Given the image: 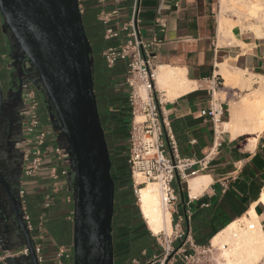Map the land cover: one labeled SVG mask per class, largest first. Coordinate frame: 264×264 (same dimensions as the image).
Returning <instances> with one entry per match:
<instances>
[{
	"label": "crops",
	"instance_id": "crops-1",
	"mask_svg": "<svg viewBox=\"0 0 264 264\" xmlns=\"http://www.w3.org/2000/svg\"><path fill=\"white\" fill-rule=\"evenodd\" d=\"M129 4L130 0L79 1L84 26L87 29L94 23L102 26L100 35L96 38L91 36L90 39L92 44L96 41V60L101 62L110 76L109 88L113 94L110 110L114 112L116 123H121L119 130L115 131L125 136L112 146L114 154L127 153L125 127L128 126V111L126 87L123 85L126 66L123 61H119L112 68L106 67L102 50L118 40L103 39L105 24L98 20L97 14L102 8L106 10L119 8V15L111 25L120 31V37L125 38L124 22L129 16ZM159 17L166 23L163 31L155 30L153 25L154 19ZM218 19V0H141L138 14L140 31L144 37L154 33L159 39L154 51L155 65L157 67L169 65L182 69L186 78L194 85L190 90L171 98L156 85L160 91L162 108L169 119L178 145L179 156L199 160L207 154L213 143V124L210 117L203 115L202 111L209 107L211 90H214V95L223 103L221 145L212 155L208 167L198 173L210 177L208 185L201 193L190 196L187 190L188 179L176 178L173 183L177 202L171 217L176 220L177 216H184L182 227L189 231L192 240L199 231L205 229V234H208L212 229L210 224L206 228L198 229V226L201 221H209L211 216L209 213L215 208L219 209L222 220L232 222L245 216L253 207L260 217L264 232V203L261 202V196L264 194V128L261 131H244L236 135L225 129V124L231 120V104L240 103V98L244 95H241L237 87L235 89L225 85L219 72L220 63H226L229 68L242 70L247 75L264 76V36L256 37L249 31L234 26L231 29L232 37H223L218 31ZM98 42L100 46L97 47ZM9 62V45L2 31L0 15V81L3 83L9 77ZM31 88L34 89L38 102L40 125L48 133V143L37 173L21 176L19 191L21 210L29 216L31 229L28 230L31 237L37 231L40 221L43 222V253L48 264H55V253L60 247L68 253L60 264H73V199L68 185V175L60 176L57 189L54 191L51 189L47 172L56 164L51 146L57 144V135L52 130L42 95L36 93L34 87ZM243 120L244 125H249L248 120ZM119 149L120 151H116ZM56 165L59 170L64 166L61 163ZM113 176L117 178L120 174L113 171ZM126 182L119 180V188L115 189L114 195L112 217L114 264H130L132 259L143 261L146 255L150 257L156 253L148 230L130 208L133 206L132 199L124 196L128 190L122 187V184ZM44 192H49L52 196L49 209H45L42 204ZM15 235L14 243L22 242L19 234ZM210 239L208 244L204 245L195 244L194 241L193 243L208 246L211 245ZM21 247L9 249L0 245V254ZM127 256L128 263L124 261ZM0 264L5 263L3 261Z\"/></svg>",
	"mask_w": 264,
	"mask_h": 264
},
{
	"label": "water",
	"instance_id": "water-1",
	"mask_svg": "<svg viewBox=\"0 0 264 264\" xmlns=\"http://www.w3.org/2000/svg\"><path fill=\"white\" fill-rule=\"evenodd\" d=\"M0 15L10 60L8 80L0 81V122L8 104L22 101L25 88L40 92L70 169L73 264H114L115 185L94 91L93 50L79 1L0 0ZM2 179L7 196L2 198L0 191V245L28 248V255L4 263L39 264L21 202L9 194ZM16 233L22 239L18 244L13 241Z\"/></svg>",
	"mask_w": 264,
	"mask_h": 264
},
{
	"label": "built area",
	"instance_id": "built-area-1",
	"mask_svg": "<svg viewBox=\"0 0 264 264\" xmlns=\"http://www.w3.org/2000/svg\"><path fill=\"white\" fill-rule=\"evenodd\" d=\"M80 1V0H78ZM141 0H130L129 16L124 22L125 38L120 37V31L114 29L112 21L118 17L119 8L100 9L97 14L99 21L105 24L103 39L118 41L102 50V58L107 68H112L117 62L123 61L126 66V77L123 85L126 87V107L128 111L127 153L126 164L128 179L135 196L140 186L152 182L157 184L163 204L168 205L171 212L177 202V194L173 183L176 178L187 180L205 170L217 149L221 145L222 121L224 113L223 103L211 98L207 110L202 114L208 115L213 124V143L207 154L199 160L181 157L178 154V145L171 130L170 122L162 108L160 91L156 88L154 63L155 47L159 39L152 33L144 37L139 27L138 14ZM80 8V7H79ZM155 30L163 31L165 20L161 17L153 21ZM26 67L29 62L25 60ZM23 139L20 143L22 150V174L31 176L39 170L48 143V133L40 125L38 117V102L33 88H25L22 93ZM56 164L64 166L59 170L57 165L48 169L47 177L51 182V189L58 187L60 176H67L70 169L67 155L56 143L51 146ZM224 191L225 186H222ZM52 196L49 192L42 195V204L49 209ZM23 220L28 229H31L29 216L25 211ZM184 216L171 217V233L160 232L153 234L158 249L156 253L145 261L132 259L130 264H217L214 259V248L211 245L199 246L193 243L189 231L182 227ZM163 238V243L159 237ZM44 230L43 222L37 226L32 236L33 248L39 264H48L43 253ZM28 255V248H21L0 254V262L6 258H15ZM68 253L60 247L55 253V264H60ZM253 264H264V255Z\"/></svg>",
	"mask_w": 264,
	"mask_h": 264
},
{
	"label": "bare ground",
	"instance_id": "bare-ground-1",
	"mask_svg": "<svg viewBox=\"0 0 264 264\" xmlns=\"http://www.w3.org/2000/svg\"><path fill=\"white\" fill-rule=\"evenodd\" d=\"M218 1L221 8L218 31L221 36L232 37L231 29L234 26L249 30L256 37L264 36V0ZM226 12H232L235 18L226 17ZM219 72L225 85L235 89L237 87L243 94L259 95L254 100L244 99L247 98L245 95L241 99L242 102L232 103L231 120L225 124V129L230 130L233 135L244 131H261L264 128V76L247 75L242 70L229 68L226 63H220ZM155 80L158 89L165 91L170 97L177 96L194 86L182 69L169 65L157 67ZM214 98H217V95H214ZM243 119L248 120L249 125H244ZM209 181L210 177L205 174L190 177L187 181L188 194L196 196L201 193ZM156 185L151 182L140 186L136 196L137 203L147 228L153 234L169 233L172 230L171 210L168 205L163 204ZM261 202L264 203V194L261 196ZM240 223H245V227ZM210 244L213 248L219 245L223 248L225 264H251L264 255V232L260 217L251 207L245 216L233 220L218 231L210 239Z\"/></svg>",
	"mask_w": 264,
	"mask_h": 264
},
{
	"label": "trees",
	"instance_id": "trees-1",
	"mask_svg": "<svg viewBox=\"0 0 264 264\" xmlns=\"http://www.w3.org/2000/svg\"><path fill=\"white\" fill-rule=\"evenodd\" d=\"M86 34L89 38L90 44L92 45L93 48V55H94V60H95V67H96V73L98 76H96V79H94V91L96 94V100H97V107H98V112H99V117L100 121L102 124V127L104 129L105 133V139L108 145L109 149V154H110V161H111V176L114 180V185L115 189L119 188V180H125L129 182L128 179V171H127V166L126 165V154H121L117 153L114 154L112 153V146L120 142L125 136L118 134L117 131L119 130V124L121 123H116V120L114 118V112L110 110V107L112 105V98L113 94L110 91L109 84H110V76L106 70V68L101 64L99 60H96L95 52H96V41L94 44L91 43V36H94L95 38L98 37L102 31V26L98 23H94L90 29H87L85 27ZM100 46V43L98 42L97 47ZM94 76H95V69H94ZM128 122V121H127ZM127 127H125L126 130ZM124 130V131H125ZM116 151H120L116 150ZM118 169V170H117ZM113 171L115 174H120V177L115 178L113 176ZM128 183H123L122 187H125L128 191L130 188H128ZM127 193H124V196L126 198L129 197ZM209 221H201L202 223L199 224V228H206L210 225H212V229L209 231L208 234H205V229L202 231H199V234H195L193 236V241L195 244H208L210 237H212L215 233H217L219 230H221L223 227H225L230 220H222L220 216V212L218 208L213 209ZM206 216H208L206 214ZM205 234V235H204Z\"/></svg>",
	"mask_w": 264,
	"mask_h": 264
},
{
	"label": "flooded vegetation",
	"instance_id": "flooded-vegetation-1",
	"mask_svg": "<svg viewBox=\"0 0 264 264\" xmlns=\"http://www.w3.org/2000/svg\"><path fill=\"white\" fill-rule=\"evenodd\" d=\"M95 65L94 61V79L98 76ZM36 93L39 94L40 92L36 90ZM22 109V101L19 103L11 102L3 110V116L0 122V191L2 198L6 199L7 195L2 188L1 182V178H3L2 180H4L9 194L16 196L18 201L23 160L20 147V143L23 139ZM130 208L133 210L134 206H131ZM20 212L23 218L21 206ZM12 220L13 219H11V222H13Z\"/></svg>",
	"mask_w": 264,
	"mask_h": 264
},
{
	"label": "rangeland",
	"instance_id": "rangeland-1",
	"mask_svg": "<svg viewBox=\"0 0 264 264\" xmlns=\"http://www.w3.org/2000/svg\"><path fill=\"white\" fill-rule=\"evenodd\" d=\"M233 2V1H232ZM238 5V4H237ZM238 6H240L241 7V5H238ZM218 7H219V16H220V10H221V8H220V4H219V1H218ZM226 17H230L231 19H234L235 17H234V14L232 13V12H226ZM246 31H249V30H246ZM250 33H251V31H249ZM252 35H253V33H251ZM255 36V35H254ZM95 56H96V52H95ZM95 61V60H94ZM241 93V92H240ZM249 94L250 93H245V94H243V93H241V95H244V96H242V97H245V95H246V97L247 98H244V99H247V100H250L251 98L252 99H254V98H256V97H258L259 95H256V94H254L253 93V95H251V96H249ZM168 98H171L170 96H167ZM166 97V98H167ZM240 98V99H243V98ZM251 97V98H250ZM241 102H242V100H241ZM189 179V178H188ZM127 183H128V188H130V190L128 191V195H129V197H130V199H132V202H133V206H134V209H133V212H135L138 216H139V220H141V222H142V224L145 226V228L148 230V232H149V234H150V237L153 239V245H154V248L157 250L158 249V245L156 244V239H155V237H153L152 236V233H151V231L147 228V225L145 224V221H144V219H143V217H142V215H141V213H140V210H139V206H138V203H137V197L135 196V194L133 193V190L131 189V185H130V182H128L127 181ZM147 183H151V182H147ZM147 183H144L143 185H145V184H147ZM156 185V184H155ZM156 187H157V185H156ZM159 191V190H158ZM160 193V192H159ZM240 224H242V227H245L244 225H245V223H240ZM169 233H171V232H169ZM168 232H166V234H169ZM157 237H159L160 238V240L164 243L165 242V240L163 239V238H161V236H157ZM227 247H228V245H227ZM213 252H214V259L216 260V263L217 264H225L226 262H225V259H226V257H225V253H224V250H223V248H221V246L219 245L218 247H216V248H214V250H213ZM148 258V256L146 255V257L144 258V260L143 261H145L146 259ZM129 258H128V256H127V258L124 260L125 262H129V260H128ZM258 260V259H257ZM257 260H255V261H253L251 264H253L254 262H256ZM142 261V262H143Z\"/></svg>",
	"mask_w": 264,
	"mask_h": 264
}]
</instances>
